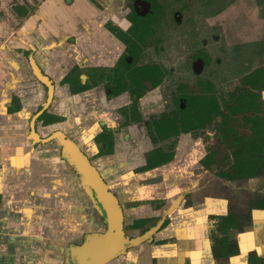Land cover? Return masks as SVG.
Instances as JSON below:
<instances>
[{"label": "flooded vegetation", "instance_id": "obj_1", "mask_svg": "<svg viewBox=\"0 0 264 264\" xmlns=\"http://www.w3.org/2000/svg\"><path fill=\"white\" fill-rule=\"evenodd\" d=\"M137 1L147 3L149 11L141 15L142 7ZM158 1L98 2L100 11L96 14L101 21L106 17L117 26L103 22V28L120 42L123 51L113 67L98 70L96 87L101 103L119 104L112 110L114 115L100 120V131L91 140L95 147L91 156L88 147L60 135L71 141L95 168L121 209L128 244L122 253L105 264H141L139 258L142 257L157 264L164 248L169 253L168 248L177 245L181 249L177 248V253L195 255L192 264H264V55H259L261 51L257 50L245 51L239 56L240 65L231 66L238 84L219 98L213 88L216 80L210 74H199L209 62L204 52H198L200 56H196L193 66L198 74L195 86L199 92L188 90L179 94L178 88L174 112L144 120L140 101L151 87L162 84L166 71L155 63L139 64L142 44L153 35L154 25L159 21L152 24L146 32L149 35L138 42L130 19L150 15L152 3L160 6ZM159 10L161 15L163 8L160 6ZM118 35L128 37L129 44L122 42ZM250 55L254 58L245 63L243 60ZM110 119L112 126L108 124ZM122 128L129 132L128 140L122 139L125 153L136 158L133 174L151 173L159 168L171 170L167 176L162 174L158 183L154 173L149 175L153 179L149 186L152 192L140 195L139 200L148 209L129 212V219L117 195L92 163L94 158L115 154L116 147L121 145L117 144L116 136ZM150 159L158 161L159 165L145 169ZM178 163L181 167L171 173ZM254 192L257 196L252 200L250 195ZM172 195L175 202L169 205ZM135 202L130 201L128 208L136 207ZM222 205H226V210L221 209ZM238 211H244L243 217ZM101 216L104 227L97 237L107 231L105 217ZM141 220L144 224L135 227ZM146 233L150 234L147 243L134 239ZM202 258H206L205 261Z\"/></svg>", "mask_w": 264, "mask_h": 264}, {"label": "crops", "instance_id": "obj_2", "mask_svg": "<svg viewBox=\"0 0 264 264\" xmlns=\"http://www.w3.org/2000/svg\"><path fill=\"white\" fill-rule=\"evenodd\" d=\"M11 1L0 0V264H79L82 243L104 227L103 214L67 162L60 135L95 152L99 122L119 104L100 102L98 70L113 67L120 42L78 0H21L10 11ZM128 133L116 136L114 155L92 159L122 206L151 193L141 181L158 171L133 174L135 156L122 144ZM139 204L124 211L148 209ZM177 248H164L157 264H192L195 255Z\"/></svg>", "mask_w": 264, "mask_h": 264}, {"label": "rangeland", "instance_id": "obj_3", "mask_svg": "<svg viewBox=\"0 0 264 264\" xmlns=\"http://www.w3.org/2000/svg\"><path fill=\"white\" fill-rule=\"evenodd\" d=\"M100 1L78 0L76 5L84 6L96 14L100 11L97 8ZM105 1L109 3L111 0ZM159 1L163 11L157 19L159 22L154 25L153 35L147 37L146 44H142L139 64L155 63L164 68L166 77L161 85L156 88L151 87L140 101L142 118L146 121L174 112V100L180 93L188 90L199 92L195 86L198 74L193 66L196 56L199 55L198 52H204L210 63L203 66L199 74L201 76L210 74L216 80L213 88L219 98L224 97L227 91L238 84L231 66L234 64L238 66L236 64L241 63L242 59H237L239 56L241 57L245 51L257 50L261 51L259 55H264V0ZM19 2L21 0L9 2L8 10L21 7ZM33 3L39 4L40 1L33 0ZM136 4L142 7L139 10L141 15L149 11L147 3L137 1ZM103 22L113 25L106 17L103 18ZM113 27L117 26L113 25ZM119 48L118 54L121 56L123 46L120 45ZM253 58L254 55H250L243 61L251 62ZM178 88H180L179 94H177ZM181 165L178 163L171 173H176ZM169 171H171L169 168L162 170L159 168L154 173V176L158 177L155 179L156 183L161 180L162 174L169 175ZM143 180L141 186L144 188H148L153 183L151 177ZM256 196V192L250 195L252 200ZM139 203L137 205H140ZM123 206L127 208V204ZM221 209L226 210V205H222ZM237 213L239 215L241 213L240 217H243L244 211ZM125 214L129 219V214L127 212ZM128 219L126 218V221ZM149 237L150 234L146 233L134 239L140 243H147Z\"/></svg>", "mask_w": 264, "mask_h": 264}, {"label": "water", "instance_id": "obj_4", "mask_svg": "<svg viewBox=\"0 0 264 264\" xmlns=\"http://www.w3.org/2000/svg\"><path fill=\"white\" fill-rule=\"evenodd\" d=\"M63 152L74 167L86 188L95 197L97 207L105 217L107 231L99 237L89 238L83 246V255L79 264H105L124 251L128 244L122 228L121 209L108 191L95 168L69 140L61 137Z\"/></svg>", "mask_w": 264, "mask_h": 264}, {"label": "trees", "instance_id": "obj_5", "mask_svg": "<svg viewBox=\"0 0 264 264\" xmlns=\"http://www.w3.org/2000/svg\"><path fill=\"white\" fill-rule=\"evenodd\" d=\"M160 6L156 4L155 2L152 3L151 7V14L147 15L146 17H139V16H134L131 20L132 22V29H134V38L138 41L141 42L143 39L149 35L146 34V32L149 31V28L152 26L157 21V17L160 15ZM119 39L124 42L125 44H129V38L124 36V35H118ZM131 54V52H130ZM132 55V54H131ZM69 81H63V84H66ZM84 88H88V86L82 87L81 91L84 90ZM73 93H77L79 91H75L72 89ZM57 120V119H56ZM107 152L110 153V149H107ZM159 165L158 161H154L152 159L148 160L147 166L145 169H152L154 167H157ZM144 221L141 220L137 223H135V227H139L140 225H143Z\"/></svg>", "mask_w": 264, "mask_h": 264}]
</instances>
